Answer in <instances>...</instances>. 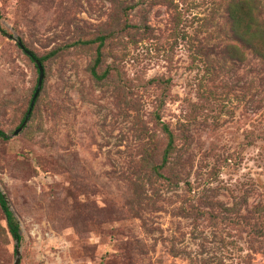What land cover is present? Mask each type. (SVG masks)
Returning a JSON list of instances; mask_svg holds the SVG:
<instances>
[{
	"label": "rangeland",
	"instance_id": "rangeland-1",
	"mask_svg": "<svg viewBox=\"0 0 264 264\" xmlns=\"http://www.w3.org/2000/svg\"><path fill=\"white\" fill-rule=\"evenodd\" d=\"M230 1L0 0V264H264V61ZM9 35L45 58L15 137L39 74Z\"/></svg>",
	"mask_w": 264,
	"mask_h": 264
},
{
	"label": "trees",
	"instance_id": "trees-1",
	"mask_svg": "<svg viewBox=\"0 0 264 264\" xmlns=\"http://www.w3.org/2000/svg\"><path fill=\"white\" fill-rule=\"evenodd\" d=\"M227 13H228V22L230 25V32L232 33L234 42L236 43V45H233V47L231 48V52L235 56L242 57L243 54L239 46L246 47L247 49L251 50L259 59L264 61V18H262V11L259 6V1L258 0H231L227 5ZM0 32L2 34H5V32L3 31L1 27V23H0ZM104 40H105L104 37H99L95 39L94 41H91V42H99L96 48V52H95L94 64L90 69L92 78L96 80H102L108 74V72L105 71L101 75H98L96 71L102 62V48L104 46ZM23 48L24 50H27L24 45H23ZM29 52L31 55L30 56L27 55V56L29 57L31 61H33L38 71V74H39V70L35 63V59L40 61L42 68L44 70L43 64H44L45 58H38L33 52L31 51ZM44 80H45V71H44L43 83H44ZM43 83H42V86H43ZM41 90H42V87H41ZM33 95H32V98H33ZM32 98L30 100V103L32 101ZM37 99L35 101V104L37 102ZM30 103H29V107H30ZM35 104H34V107H35ZM34 107H33V110H34ZM27 112H26V115H27ZM32 112L30 116L32 115ZM25 117L23 118L20 126L24 122ZM156 120L160 124L161 130L163 131V133L165 134L168 140L167 147L163 153L162 163L160 166H157V169H155L158 172V170L166 166L168 162L169 156L173 151L174 137L168 125H166L165 123L161 121L159 114L156 115ZM0 137H3L6 139L5 134L1 130H0ZM0 207L2 208L5 214L6 223H7V227H8L10 235L13 237V239L20 241L21 238L19 235V223L16 220L14 214L9 209L6 203V200L3 197L1 191H0Z\"/></svg>",
	"mask_w": 264,
	"mask_h": 264
},
{
	"label": "water",
	"instance_id": "water-1",
	"mask_svg": "<svg viewBox=\"0 0 264 264\" xmlns=\"http://www.w3.org/2000/svg\"><path fill=\"white\" fill-rule=\"evenodd\" d=\"M8 38L14 40V41L17 43V45H18V46H19V47H20V48H21V49H22V50H23L28 56L31 55L29 51L24 50L23 45H22V43H21L20 40L16 39V38H15L14 36H12V35H9ZM35 63H36V65H37V67H38V70H39V77H38L37 87H36V90H35V92H34V95H33L32 101H31V103H30V107H29V110H28L27 115H26V117H25V120H24V122L22 123V125H21V126H20V127L14 132V134L12 135V137H15V136H17L19 133H21V131L24 129V127H25L26 124L28 123L29 118H30V114H31V112H32V110H33V107H34V104H35V101H36V99L38 98L39 93H40V91H41V87H42V83H43V79H44V70H43L42 65H41V63H40L39 60H36V59H35ZM2 195H3V197L5 198V195H4L3 193H2ZM5 200H6V203H7L8 207H9V209H10L11 212L14 214V212L12 211L11 207L9 206V203H8V201H7L6 198H5ZM14 215H15V214H14ZM15 217H16V216H15ZM16 249H17V250H16V259H15V263H14V264H19V263H20V252H19V246H17Z\"/></svg>",
	"mask_w": 264,
	"mask_h": 264
}]
</instances>
